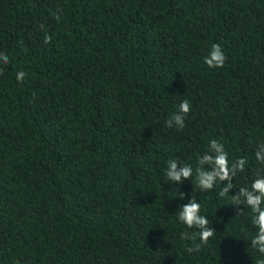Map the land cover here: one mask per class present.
<instances>
[{
    "label": "trees",
    "instance_id": "trees-1",
    "mask_svg": "<svg viewBox=\"0 0 264 264\" xmlns=\"http://www.w3.org/2000/svg\"><path fill=\"white\" fill-rule=\"evenodd\" d=\"M212 43L223 68L203 63ZM0 52V264L264 259L231 200L264 170V0H0ZM184 99L185 128H167ZM211 139L249 161L223 198L195 172L166 177L170 159L195 170ZM191 198L216 232L189 254L180 232L198 230L176 213Z\"/></svg>",
    "mask_w": 264,
    "mask_h": 264
},
{
    "label": "clouds",
    "instance_id": "clouds-1",
    "mask_svg": "<svg viewBox=\"0 0 264 264\" xmlns=\"http://www.w3.org/2000/svg\"><path fill=\"white\" fill-rule=\"evenodd\" d=\"M57 21L60 16L55 15ZM42 30H44L42 28ZM53 37L44 30V42L46 44L52 41ZM228 60L223 47L219 43H212L208 53L203 58V63L211 69L223 68ZM10 58L5 52H0V64L9 65ZM28 73L20 70L16 72L17 82H24ZM191 103L188 99L182 100L176 110L172 112L165 120L167 128H175L182 131L186 126V119L191 112ZM255 159L264 165V143L257 146L254 153ZM249 163L246 157H239L230 162L229 153L225 145L216 139H211L208 143L207 150L197 157V166L193 170L188 163H183L177 159H170L167 162L166 177L168 181L176 184H182L185 180L195 179L197 186L202 192L214 190L217 185H221L218 196L223 198L229 196L230 190L234 189L233 178L238 173L244 172L246 165ZM185 199L186 194L179 191L174 198ZM233 205H246L250 211V221L256 227L257 232L250 239V246L256 249L264 256V170H258L255 179L250 187H240L238 192L231 195ZM243 210L238 211L237 215ZM177 221L187 226V229H197L196 232L181 231L180 239L191 240L193 245L189 246L186 251L191 254L198 252L203 245L214 237L216 230L210 227L211 221L201 214V204L194 198H191L187 204H182L176 213ZM197 238L199 243H196ZM255 264H264V259L256 260Z\"/></svg>",
    "mask_w": 264,
    "mask_h": 264
}]
</instances>
